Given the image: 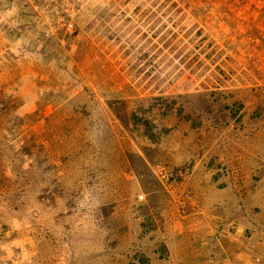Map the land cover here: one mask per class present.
<instances>
[{"label":"rangeland","instance_id":"obj_1","mask_svg":"<svg viewBox=\"0 0 264 264\" xmlns=\"http://www.w3.org/2000/svg\"><path fill=\"white\" fill-rule=\"evenodd\" d=\"M0 264H264V0H0Z\"/></svg>","mask_w":264,"mask_h":264},{"label":"built area","instance_id":"obj_2","mask_svg":"<svg viewBox=\"0 0 264 264\" xmlns=\"http://www.w3.org/2000/svg\"><path fill=\"white\" fill-rule=\"evenodd\" d=\"M161 177H167V176H165V174H164V175H161ZM141 197H143V195H139V198H141Z\"/></svg>","mask_w":264,"mask_h":264}]
</instances>
